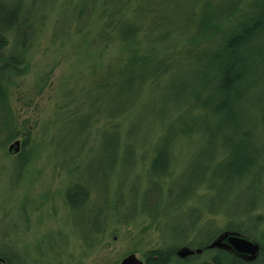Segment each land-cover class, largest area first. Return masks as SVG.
<instances>
[{"label":"rangeland","instance_id":"obj_1","mask_svg":"<svg viewBox=\"0 0 264 264\" xmlns=\"http://www.w3.org/2000/svg\"><path fill=\"white\" fill-rule=\"evenodd\" d=\"M0 1L19 8V22L27 16L40 27L33 44L25 43L27 71L8 89V116L21 135L8 139L0 131V250L12 255V264H121L131 253L145 261L146 252L165 245L164 235L182 236L179 226L187 225L189 211L183 203L179 207L184 190L190 180L206 173L213 156L222 153L219 142L206 145L205 136L177 140L170 149L174 173L161 194L155 192L161 182L151 175L154 145L164 129L176 127L179 111L185 114L184 95L177 96L181 87L195 84L200 67L181 63L156 83L118 92L111 83L117 78L105 71L119 42L111 41L103 49L93 41L103 21L100 11L81 20L75 16L82 4L90 9L89 0ZM3 25L7 54L15 46L18 29ZM258 86L254 105L264 108V83ZM241 101L239 108L251 115L250 103ZM123 109L117 130L110 123L111 113ZM1 114L0 110V120ZM222 125L217 117H208L207 139L212 133L221 135ZM27 130L30 140L24 149ZM114 130L120 134L116 140L109 138ZM16 140L21 141L19 151H10ZM72 185L89 189L88 202L80 209L67 204ZM216 193L213 190L209 199L217 200ZM147 194L146 211L132 216L130 211L141 208ZM261 196L257 183L245 185L232 193L229 204L245 206L263 200ZM99 208H104L100 217ZM115 208L130 216L111 223L107 216ZM156 212L161 214L159 228L151 218ZM259 212L264 214V207ZM103 219L110 223L100 244L90 249L84 239L90 238V223L102 225ZM212 219L215 226L197 235L198 243H207L226 225L221 215H207L205 220Z\"/></svg>","mask_w":264,"mask_h":264},{"label":"trees","instance_id":"obj_2","mask_svg":"<svg viewBox=\"0 0 264 264\" xmlns=\"http://www.w3.org/2000/svg\"><path fill=\"white\" fill-rule=\"evenodd\" d=\"M89 8L82 4L75 16L81 20L86 14L100 11L103 21L93 41L103 49L111 41L119 42L114 60L105 71L106 75L117 78L111 83L118 92L150 81L156 83L176 71L181 63L200 67L194 77L195 84L181 87L177 96L184 95L185 114L179 111L174 121L176 127L164 129L154 145L151 175L161 182L155 192L161 194L166 180L174 173L170 149L177 140L190 135L205 136L206 145L218 141L222 151L213 156V165H207L206 173L190 180L184 190L179 207L187 205L189 211L187 225L179 226L182 236L164 235L165 245L146 252L145 264H264V214L259 212L260 207H264V199L245 206L229 204L234 191L256 183L263 195L260 199L264 198V108L258 103L254 105L255 89L264 83V0H89ZM19 12V8L11 9L0 1V103L3 111L0 131L6 132L8 139L21 135L10 122L9 111L4 109L8 105L9 85L27 71L29 49L25 43L33 44L40 31L34 19L26 16L19 22ZM3 22L7 28L16 26L18 29L15 46L7 54L8 40L2 29ZM117 68L123 69L117 71ZM207 70H211L209 75ZM240 100L250 103L254 109L251 115L247 116L246 111L239 108ZM124 115V109L111 113L113 128L121 127L117 118ZM208 117H217L223 124L221 135L212 133L207 139ZM117 130L109 138L118 139ZM29 140L30 131L27 130L24 149ZM203 154L207 156L206 151ZM213 190L217 191V200L209 199ZM223 192L225 197H222ZM88 193L87 187L72 185L66 196L67 204L72 209L86 206ZM148 195L141 208L136 207L130 214L146 211ZM115 210L107 216L111 223L116 218L123 221V216H130ZM103 211L104 208L98 209V217ZM207 215L223 216L226 225L207 243L201 244L197 242V235L215 226L213 219L205 220ZM151 218L159 228L161 214L153 213ZM106 219L102 225L97 221L94 225L91 221L90 238H84L90 249L100 244L110 223ZM223 229L238 231L259 241L258 259L247 262L231 251L206 249ZM182 245L200 247L203 252L181 259L176 250ZM12 261L11 254L0 250V264H12Z\"/></svg>","mask_w":264,"mask_h":264},{"label":"water","instance_id":"obj_3","mask_svg":"<svg viewBox=\"0 0 264 264\" xmlns=\"http://www.w3.org/2000/svg\"><path fill=\"white\" fill-rule=\"evenodd\" d=\"M20 145L21 141L16 140L11 144L9 150L17 152L20 149ZM205 248L228 250L247 262H254L260 255L261 243L238 231L223 230ZM202 252L203 249L200 247L192 248L189 245H182L176 250V255L184 259ZM121 264H145V261L138 258L136 253H131L122 259Z\"/></svg>","mask_w":264,"mask_h":264},{"label":"flooded vegetation","instance_id":"obj_4","mask_svg":"<svg viewBox=\"0 0 264 264\" xmlns=\"http://www.w3.org/2000/svg\"><path fill=\"white\" fill-rule=\"evenodd\" d=\"M0 101H1V99H0ZM1 108H2V105H1V103H0V110H1ZM4 109L6 110V112L10 110V108H9V98H8V105H7V107H5ZM1 111H2V110H1ZM9 114H10V113H9ZM9 116H11V115H9ZM11 117H12V116H11ZM9 119H10V118H9Z\"/></svg>","mask_w":264,"mask_h":264}]
</instances>
